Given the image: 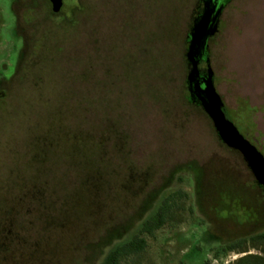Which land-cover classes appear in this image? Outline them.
Masks as SVG:
<instances>
[{
    "label": "rangeland",
    "instance_id": "obj_1",
    "mask_svg": "<svg viewBox=\"0 0 264 264\" xmlns=\"http://www.w3.org/2000/svg\"><path fill=\"white\" fill-rule=\"evenodd\" d=\"M29 1L0 0V232L10 213L18 226L0 264H100L109 248L94 246L108 232L137 234L174 195L165 226L123 264L264 262V241L250 240L264 234L263 189L188 100L200 0H64L58 15L47 0ZM207 52L228 118L264 156V0H229ZM79 87L88 115L67 114L62 128L56 113ZM78 125L92 140L105 134L104 155L73 145ZM96 162L107 178L95 205L75 188Z\"/></svg>",
    "mask_w": 264,
    "mask_h": 264
},
{
    "label": "trees",
    "instance_id": "obj_2",
    "mask_svg": "<svg viewBox=\"0 0 264 264\" xmlns=\"http://www.w3.org/2000/svg\"><path fill=\"white\" fill-rule=\"evenodd\" d=\"M199 7H200V1H199ZM199 7L197 10L196 16L194 17V21L199 17V10H200ZM74 25H76V23L71 24V27ZM187 43H189V38H187ZM58 50L62 51L61 49H58ZM206 54H207V59H208L209 58L208 52H206ZM87 79H88V74L85 72L78 73L75 78L77 82H82V83L85 82V80ZM82 88L83 87H79V89L77 90L76 94L78 95L76 96L78 97L76 98V100L74 98L75 100L74 103L72 102L68 104L69 107L64 108V110H63V107H61L60 110L56 113V118H57V115H61L62 117V120H63L62 124L61 122H59L62 125L61 126L62 128L65 127L64 123L67 120L66 119L67 114L74 115V116L88 115L89 104L85 98L82 99L81 97L83 94H86V89L85 88L82 89ZM187 90H188V86H187ZM188 93H189V90H188ZM80 94L81 96H79ZM188 100L191 104L200 106L198 102L192 99L190 93L188 96ZM63 103L64 102H61L60 105L64 106ZM77 119L79 120V118ZM77 127L78 128L75 131H73V134L75 135L73 139V145L76 148H80V149L87 148V146L90 147L91 145L92 147H94L95 150H97V154L99 151L101 154L103 153L104 155L106 151L105 134H101L99 135L97 139L92 140L91 136L89 135V132H87L86 130L81 131L79 128V125ZM55 128H56V123L54 119L51 120V122L47 123L46 125V129L50 131L51 129H55ZM95 156H98V155H95ZM51 157L52 156L49 155L47 149L44 151L40 150V154L37 153V157L35 158V160L40 161V164L44 165L49 160H51ZM102 163L103 162L94 163L92 166L90 175L82 181H77V187L75 188L76 191H79V190L83 191L84 189H86V191L90 193V197L92 198V204H95V205L97 204L96 201L99 198V196H101L105 192V189H106L105 179L107 178V174H106V171L104 170V165ZM192 169H193L192 167H188L189 171H192ZM195 176L197 177V179H200V176H201L200 172L195 171ZM37 183L39 182H33L29 185V187H32L33 189H36V190L40 188V193H42V195L56 193L55 191H50L51 189L47 188L46 182L45 183L41 182L39 185ZM175 198H176L175 195L165 197L159 203L155 211L151 213V215L148 218L143 219V220L140 219L141 224L139 227V232L137 234L132 235L129 238H126V234L122 233L123 231L119 228H116L115 230L108 232V234L101 240V242L94 246L100 249L109 248L108 251L104 254V257L100 264H123V261L128 259L129 257L140 255L141 253H143L148 247L147 237H145L144 235L148 237H153L157 231L161 230L165 226L167 218L174 208ZM156 200H157L156 195H151V198L149 199V201H147L145 206L147 208L148 207L153 208V206L157 202ZM31 206H34V205H31ZM49 207L50 205L44 202V208L48 209ZM12 214L10 213L4 216L6 220L4 223L5 227L0 232V241H1L0 250L3 249V247L5 246L6 247L9 246L8 244L9 241L14 242L15 240L13 238V233H15V230L18 226L15 223V221L10 220ZM3 232H6V233L4 234ZM250 240H252L253 242L254 241H264V234H260L257 237L251 238ZM245 242L246 240H243L240 243H236L235 245H232L230 248L234 249L236 248V246H241ZM257 260H258V263H254V264H264L263 261H262L263 263L260 262V259H257Z\"/></svg>",
    "mask_w": 264,
    "mask_h": 264
},
{
    "label": "water",
    "instance_id": "obj_3",
    "mask_svg": "<svg viewBox=\"0 0 264 264\" xmlns=\"http://www.w3.org/2000/svg\"><path fill=\"white\" fill-rule=\"evenodd\" d=\"M49 1L52 12L60 13L64 7V0ZM222 12V7L214 6L212 10H204L202 15L194 21L186 52L188 64L186 83L192 99L199 103L212 121L220 141L229 149L241 154L256 183L264 192V156L228 118L224 102L215 87L214 73L209 65V59H206L208 66L204 75L200 69L208 40L218 33Z\"/></svg>",
    "mask_w": 264,
    "mask_h": 264
},
{
    "label": "flooded vegetation",
    "instance_id": "obj_4",
    "mask_svg": "<svg viewBox=\"0 0 264 264\" xmlns=\"http://www.w3.org/2000/svg\"><path fill=\"white\" fill-rule=\"evenodd\" d=\"M16 1V3L17 4H19L20 2H21V0H15ZM49 3H50V1L49 0H47ZM228 1L229 0H200V10H199V17H200V15H202V13L204 12V10H212L213 8H214V6H216L217 8H219V7H222L223 8V10H224V8H225V6H226V4L228 3ZM32 2H35L36 4L38 3V0H30L29 2H27L26 4H29V3H32ZM50 5H51V3H50ZM64 8V7H63ZM51 9H52V6H51ZM63 10V9H62ZM62 10H61V12H62ZM60 12V13H61ZM60 13H58V14H60ZM54 14V13H53ZM58 14H54V15H58ZM198 17V18H199ZM197 18V19H198ZM196 19V20H197ZM195 20V21H196ZM194 24V23H193ZM190 34V33H189ZM188 38H189V36H188ZM189 44V43H188ZM206 52H207V49H206V51H205V54H204V57L202 58V60H201V62H200V69H201V71H202V75H204L205 74V72H206V69H207V66H208V64H207V62H206V59H207V54H206ZM203 65H206V68H202V66Z\"/></svg>",
    "mask_w": 264,
    "mask_h": 264
}]
</instances>
